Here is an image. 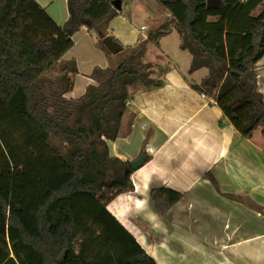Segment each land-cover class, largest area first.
I'll list each match as a JSON object with an SVG mask.
<instances>
[{"label":"trees","instance_id":"obj_1","mask_svg":"<svg viewBox=\"0 0 264 264\" xmlns=\"http://www.w3.org/2000/svg\"><path fill=\"white\" fill-rule=\"evenodd\" d=\"M156 1L191 55L188 73L207 70L190 87L243 137L256 130L264 137L256 65L264 55V0ZM67 10L60 25L36 0H0V264H156L106 207L133 189L134 171L109 154L108 141L120 135L133 93L164 85L144 56L172 24L150 30L108 71L96 66L97 84L67 99L77 64L62 57L73 34L82 26L103 32L118 14L111 0H67ZM149 197L166 215L182 194L159 186Z\"/></svg>","mask_w":264,"mask_h":264},{"label":"crops","instance_id":"obj_2","mask_svg":"<svg viewBox=\"0 0 264 264\" xmlns=\"http://www.w3.org/2000/svg\"><path fill=\"white\" fill-rule=\"evenodd\" d=\"M36 1L58 24L67 20V0ZM146 1L121 0L117 16L103 32L114 34L121 45L138 47L147 38L141 32L143 25L119 39L114 22L124 7ZM158 14L170 16L158 11L149 19L158 22ZM93 32L82 26L62 57L77 64L73 86L64 94L67 99L78 98L88 85H96L93 69L108 71L115 58ZM153 45L161 46L150 42L146 53ZM155 55L165 60L167 54L159 49ZM160 65L155 62L153 66ZM256 65L257 85L264 97V55ZM156 79L164 85L133 93L120 135L108 141L111 156L132 161L143 149L149 156L130 176L133 189L111 199L108 211L156 264H264V214L250 204L264 206V140L254 134L243 137L217 105L190 87L192 81L175 61ZM159 186L182 194L166 215L156 212L149 197L150 188Z\"/></svg>","mask_w":264,"mask_h":264},{"label":"rangeland","instance_id":"obj_3","mask_svg":"<svg viewBox=\"0 0 264 264\" xmlns=\"http://www.w3.org/2000/svg\"><path fill=\"white\" fill-rule=\"evenodd\" d=\"M154 4V1L150 2L148 0L144 5L135 3L130 8L124 7L122 9L121 16L115 19L114 22V28L116 30L114 33H121L119 39H124L123 37H126L129 33H133L135 30L140 31L141 25H143L144 27L141 32L147 35L151 29H155L161 24L169 22L171 20L170 16H164L162 14H158L157 16L158 22H154L152 21V19H149V16H151L152 14H156L158 11H167L159 3L157 5ZM170 23L172 24L171 21ZM93 33L95 34L93 35V37L100 40L98 33L96 31H94ZM113 35L111 36L112 38L114 37ZM89 38H91L90 35ZM115 41H117L116 38ZM160 45L161 46L158 49H156L154 45L151 46V50L148 49L147 53L144 56V61L151 62L153 65L155 64V62H159L161 64L160 66H154V73L152 75L153 77L160 78L165 67L169 66L170 61H175L176 67L179 69V71L185 73L186 77L189 78L192 82L194 79L198 80L200 77L205 75L207 71L205 68L197 70L192 74L188 73L191 55L188 51L182 50L180 48V35L177 32L174 24H172L171 32L161 38ZM122 47H124V50L122 49L121 51L117 52L114 60H111L109 62V69L115 67V65L119 61L125 59L130 54V50L133 49L127 47L125 44H123ZM159 49L161 51L163 50L167 54L165 60L162 56L155 55L157 50L159 52ZM253 134L255 138L264 140V137L261 135L259 130H256ZM78 242L79 240H77V244Z\"/></svg>","mask_w":264,"mask_h":264},{"label":"water","instance_id":"obj_4","mask_svg":"<svg viewBox=\"0 0 264 264\" xmlns=\"http://www.w3.org/2000/svg\"><path fill=\"white\" fill-rule=\"evenodd\" d=\"M220 3V0H206L207 7H216ZM112 6L119 10L121 8V0H111ZM98 36L102 40V42L107 46V48L113 53L116 54L117 52L123 49L122 45L115 41L111 36L105 34L102 31H98ZM145 156L144 154L139 155L136 159L132 160L131 167L133 170L138 169L144 162Z\"/></svg>","mask_w":264,"mask_h":264}]
</instances>
